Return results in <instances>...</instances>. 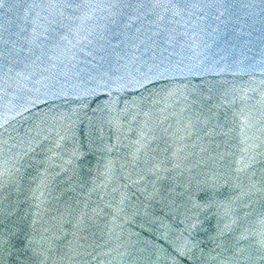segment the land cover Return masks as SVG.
<instances>
[{
	"label": "water",
	"instance_id": "obj_1",
	"mask_svg": "<svg viewBox=\"0 0 264 264\" xmlns=\"http://www.w3.org/2000/svg\"><path fill=\"white\" fill-rule=\"evenodd\" d=\"M0 264H264V0H0Z\"/></svg>",
	"mask_w": 264,
	"mask_h": 264
}]
</instances>
